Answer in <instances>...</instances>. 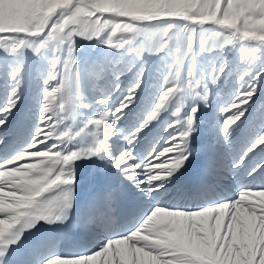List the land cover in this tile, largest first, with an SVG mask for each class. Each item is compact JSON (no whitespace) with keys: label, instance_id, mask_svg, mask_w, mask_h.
Wrapping results in <instances>:
<instances>
[{"label":"snow or ice","instance_id":"obj_1","mask_svg":"<svg viewBox=\"0 0 264 264\" xmlns=\"http://www.w3.org/2000/svg\"><path fill=\"white\" fill-rule=\"evenodd\" d=\"M77 39L134 55L139 67L82 66ZM145 54L170 63L152 69L149 98L125 130L149 82ZM28 82L37 85L36 107L13 146ZM262 90L264 0H0V264L16 253L20 264H264V97L252 113L258 130L235 143ZM212 96L223 102L204 173L216 181L233 175V198L194 210L156 203L126 233L84 251L53 237L26 244L37 224L69 220L79 160L105 161L144 196L159 195L192 155L200 105ZM165 113L162 134L138 154ZM97 179L98 195L72 224L84 239L113 224L120 197Z\"/></svg>","mask_w":264,"mask_h":264},{"label":"bare ground","instance_id":"obj_2","mask_svg":"<svg viewBox=\"0 0 264 264\" xmlns=\"http://www.w3.org/2000/svg\"><path fill=\"white\" fill-rule=\"evenodd\" d=\"M32 82H28V90L31 89ZM29 103L26 105L25 111L23 113L17 114V120L14 123V128L16 131V136L12 140L13 146H15L16 139L26 135V121L25 115L28 109ZM213 121L212 118L210 119ZM158 122L151 130L146 133V138L143 139L141 148L138 154H142L147 148L150 147L151 142L156 138V130L159 126ZM208 126V125H207ZM212 125L210 126L207 136L212 135ZM197 137V136H196ZM193 137V138H196ZM192 138V139H193ZM210 138V137H208ZM211 139V138H210ZM206 140V139H204ZM194 141V139H193ZM202 141V140H201ZM192 142V141H191ZM210 145L212 142L203 143L202 146L194 147L193 143L189 145L192 155L187 161L188 164H193L198 157H206L207 154L211 153ZM105 161L98 160V164L91 165L87 162L80 164L76 162L75 174L76 182L75 185V202L73 206V217L79 219L81 213H83L88 206L93 202V199L98 195L100 183L97 176H100V172L109 171L110 165L105 166ZM229 176L226 175L223 180L213 181V183L200 195H194L190 193L189 189H183L181 183L175 175L172 180L162 189L159 195L144 196L142 193L138 192L131 184L123 180L121 177L120 186L118 187L120 191V197L114 206L113 210V224L105 229L104 227H93L91 233L94 237L95 245L98 244L101 238L108 237L110 235H119L126 233L133 225L140 219L144 211L156 203L161 205L183 208L186 210H194L202 203H208L215 199H228L233 198L236 193L237 181L232 177L230 180ZM121 199H128L135 204V209L130 211L128 215H120V211L123 209L121 207ZM137 202H140L138 206ZM72 217V219H74ZM43 226V223H41ZM48 225V224H47ZM36 229V228H34ZM28 232L25 233L27 238ZM19 253L13 254L11 257L18 255Z\"/></svg>","mask_w":264,"mask_h":264},{"label":"rangeland","instance_id":"obj_3","mask_svg":"<svg viewBox=\"0 0 264 264\" xmlns=\"http://www.w3.org/2000/svg\"><path fill=\"white\" fill-rule=\"evenodd\" d=\"M76 44H77L78 60L80 61L82 66L89 65L93 62H99V61L120 60L122 64L132 63L134 65L133 71L135 70V67H139V63L136 61V58L134 55H129L124 52H115L114 50L106 48L104 44L98 43L95 40L85 41V40L77 39ZM27 55L29 57V60H31V54L28 53ZM143 60L146 62V66L149 68V82L146 85L145 92L141 94L139 104L136 106V108L133 109L128 119H126L125 124L122 126L125 130L129 126V120L135 118V116L143 109V107L145 106L149 98L148 93L151 91L152 84L155 83V81L152 79V69H154L157 65H160L161 63H170L169 58L164 57V56L153 57V56H148L145 54L143 57ZM132 76H133V72H126L125 76L122 77V80L124 81L125 84H127L131 81ZM25 87H26V91H25V95H26L28 91V83L26 84ZM227 87L228 88L233 87V84L231 81L228 83ZM36 88H37V85L34 82H32V85H31L32 95L30 96L31 100L29 102V107L27 109L25 119H24L27 123L26 127L28 128L30 127L32 123V121H30L27 118L28 111L34 110L36 107V97H35ZM262 97H264V90H262V92L258 94L256 101L253 103V105L250 106L249 114H248L249 119L244 122L243 126L240 128L239 132L237 133L235 137V143L237 147H242L243 144L247 142V140L251 139V136L254 134V132L258 130V128H256L255 125L259 123V114H256L255 116H253L252 113L255 108V104ZM222 102H223L222 99L212 96L210 97L209 107L206 108L203 105H200V114L202 115H199V120H198L199 127L196 132L198 135L194 134L193 137H196V136L197 138L203 137L209 132L210 126L213 125V123H215V120L218 117V106ZM167 116L168 114L165 113L164 118L162 119V121H160L159 126L156 130V138L162 134L163 123L167 119ZM211 118L213 120L212 122L210 120ZM28 128H26V130ZM23 132L25 133L27 131H23ZM146 133L143 139L146 138ZM211 136L206 135V138H205L206 140L200 138V145L201 144L203 145L202 141L207 142L210 138L213 141V135ZM193 139L191 140L192 142H190V144L194 143L195 139L194 141ZM117 143H123V141L120 140ZM140 144H142V142ZM140 144H137V153L140 150L139 148H141ZM228 176L230 180L233 177V175H228Z\"/></svg>","mask_w":264,"mask_h":264}]
</instances>
